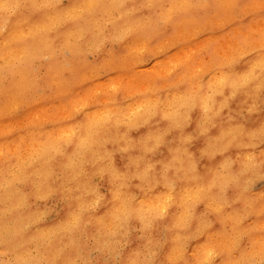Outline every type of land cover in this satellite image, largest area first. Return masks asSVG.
Returning <instances> with one entry per match:
<instances>
[{"label": "clouds", "instance_id": "1", "mask_svg": "<svg viewBox=\"0 0 264 264\" xmlns=\"http://www.w3.org/2000/svg\"><path fill=\"white\" fill-rule=\"evenodd\" d=\"M262 184L264 0H0V264H264Z\"/></svg>", "mask_w": 264, "mask_h": 264}, {"label": "bare ground", "instance_id": "2", "mask_svg": "<svg viewBox=\"0 0 264 264\" xmlns=\"http://www.w3.org/2000/svg\"><path fill=\"white\" fill-rule=\"evenodd\" d=\"M140 86L142 87L143 85L141 84ZM261 189H264V184L257 186V190H261Z\"/></svg>", "mask_w": 264, "mask_h": 264}, {"label": "rangeland", "instance_id": "3", "mask_svg": "<svg viewBox=\"0 0 264 264\" xmlns=\"http://www.w3.org/2000/svg\"><path fill=\"white\" fill-rule=\"evenodd\" d=\"M41 116H43V114H41Z\"/></svg>", "mask_w": 264, "mask_h": 264}]
</instances>
